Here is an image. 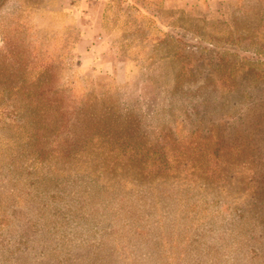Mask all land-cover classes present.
Returning <instances> with one entry per match:
<instances>
[{
    "label": "rangeland",
    "instance_id": "rangeland-1",
    "mask_svg": "<svg viewBox=\"0 0 264 264\" xmlns=\"http://www.w3.org/2000/svg\"><path fill=\"white\" fill-rule=\"evenodd\" d=\"M0 264H264V0H0Z\"/></svg>",
    "mask_w": 264,
    "mask_h": 264
},
{
    "label": "crops",
    "instance_id": "crops-1",
    "mask_svg": "<svg viewBox=\"0 0 264 264\" xmlns=\"http://www.w3.org/2000/svg\"><path fill=\"white\" fill-rule=\"evenodd\" d=\"M185 1H193V0H185Z\"/></svg>",
    "mask_w": 264,
    "mask_h": 264
}]
</instances>
